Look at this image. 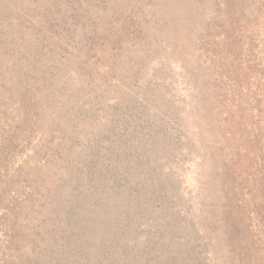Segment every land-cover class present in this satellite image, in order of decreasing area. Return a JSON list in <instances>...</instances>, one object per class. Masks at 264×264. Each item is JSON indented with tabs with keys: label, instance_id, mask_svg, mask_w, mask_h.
Wrapping results in <instances>:
<instances>
[{
	"label": "rangeland",
	"instance_id": "rangeland-1",
	"mask_svg": "<svg viewBox=\"0 0 264 264\" xmlns=\"http://www.w3.org/2000/svg\"><path fill=\"white\" fill-rule=\"evenodd\" d=\"M55 4L0 0V264H264V0Z\"/></svg>",
	"mask_w": 264,
	"mask_h": 264
},
{
	"label": "trees",
	"instance_id": "trees-1",
	"mask_svg": "<svg viewBox=\"0 0 264 264\" xmlns=\"http://www.w3.org/2000/svg\"><path fill=\"white\" fill-rule=\"evenodd\" d=\"M48 1L49 2H51L52 3V6H55L56 4V0H47V3H48ZM46 5V4H45ZM48 12H49V8H48Z\"/></svg>",
	"mask_w": 264,
	"mask_h": 264
}]
</instances>
